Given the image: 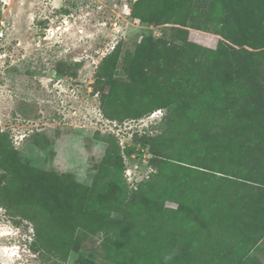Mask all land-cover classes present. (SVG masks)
<instances>
[{
  "label": "trees",
  "instance_id": "obj_1",
  "mask_svg": "<svg viewBox=\"0 0 264 264\" xmlns=\"http://www.w3.org/2000/svg\"><path fill=\"white\" fill-rule=\"evenodd\" d=\"M131 16L173 33L143 35L123 56L116 43L93 90L111 121L165 109L137 138L153 171L129 188L132 150L105 133L91 183H78L22 162L0 130V207L31 223L44 263L101 233L108 264H264V0H134Z\"/></svg>",
  "mask_w": 264,
  "mask_h": 264
},
{
  "label": "rangeland",
  "instance_id": "obj_2",
  "mask_svg": "<svg viewBox=\"0 0 264 264\" xmlns=\"http://www.w3.org/2000/svg\"><path fill=\"white\" fill-rule=\"evenodd\" d=\"M133 1L0 0V130L8 132L22 162L63 173L53 165L54 144L71 134L105 150L100 136L113 133L122 149L132 150L123 153L129 188L153 171L149 151L137 138L159 129L165 109L138 120L111 121L103 117L93 90L96 67L116 43L123 56L143 35L173 33L168 25L133 18ZM187 31L191 41L217 43L214 34ZM100 159L90 161L88 182L82 184L91 183ZM32 233L29 221L0 207V264H49L30 249ZM102 238L100 233L86 239L58 264H108Z\"/></svg>",
  "mask_w": 264,
  "mask_h": 264
},
{
  "label": "clouds",
  "instance_id": "obj_3",
  "mask_svg": "<svg viewBox=\"0 0 264 264\" xmlns=\"http://www.w3.org/2000/svg\"><path fill=\"white\" fill-rule=\"evenodd\" d=\"M53 165L59 171L71 174L78 183L88 182L90 161L100 159L104 146L88 144L80 136L69 134L61 143L53 145Z\"/></svg>",
  "mask_w": 264,
  "mask_h": 264
}]
</instances>
